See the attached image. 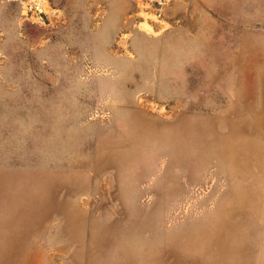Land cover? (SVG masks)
I'll return each mask as SVG.
<instances>
[{"label":"rangeland","instance_id":"374dc122","mask_svg":"<svg viewBox=\"0 0 264 264\" xmlns=\"http://www.w3.org/2000/svg\"><path fill=\"white\" fill-rule=\"evenodd\" d=\"M0 0V264H264V0Z\"/></svg>","mask_w":264,"mask_h":264},{"label":"built area","instance_id":"2783aa9c","mask_svg":"<svg viewBox=\"0 0 264 264\" xmlns=\"http://www.w3.org/2000/svg\"><path fill=\"white\" fill-rule=\"evenodd\" d=\"M144 8L146 9V17L156 21L163 19V8L168 3V0H143Z\"/></svg>","mask_w":264,"mask_h":264}]
</instances>
